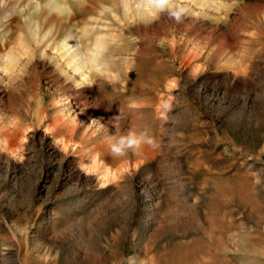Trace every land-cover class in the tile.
<instances>
[{
	"label": "rangeland",
	"instance_id": "1",
	"mask_svg": "<svg viewBox=\"0 0 264 264\" xmlns=\"http://www.w3.org/2000/svg\"><path fill=\"white\" fill-rule=\"evenodd\" d=\"M173 4L0 0V264H264V0Z\"/></svg>",
	"mask_w": 264,
	"mask_h": 264
},
{
	"label": "clouds",
	"instance_id": "2",
	"mask_svg": "<svg viewBox=\"0 0 264 264\" xmlns=\"http://www.w3.org/2000/svg\"><path fill=\"white\" fill-rule=\"evenodd\" d=\"M148 2L157 12L167 11L177 21L184 13V9L175 6L173 0H148ZM152 142V138L146 132L137 133L130 130L126 135L120 136L110 147L114 154L123 155L128 150H137L143 144H151Z\"/></svg>",
	"mask_w": 264,
	"mask_h": 264
}]
</instances>
